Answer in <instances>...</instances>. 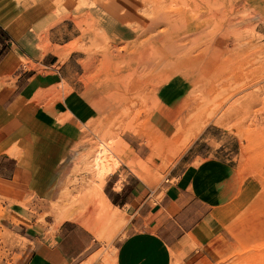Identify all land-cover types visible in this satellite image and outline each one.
<instances>
[{"label": "rangeland", "instance_id": "obj_1", "mask_svg": "<svg viewBox=\"0 0 264 264\" xmlns=\"http://www.w3.org/2000/svg\"><path fill=\"white\" fill-rule=\"evenodd\" d=\"M61 1L35 8L38 13L53 10L60 24ZM71 1L69 19L74 26L66 33L74 28L73 34L80 37L64 55L54 52L61 61L72 51L81 52L79 83L99 89L108 107L94 128L81 129L82 139L72 151L59 196L39 220L50 217L58 226L61 212L79 214L81 224L97 229L96 235L86 230L97 244L81 264H114L115 243L129 219L114 209L118 220L113 225L96 216L102 200L93 191L90 164L95 151L102 145L117 147L118 153L109 158L114 171L122 166L141 180L147 176L143 182L151 189L174 185L173 178L182 170L218 160L223 166L206 171L218 175L209 210L230 248L213 264H264V0ZM109 19L123 25L131 37L111 44L100 26ZM46 24L41 18L38 29ZM174 81L185 102L175 132L164 137L150 125L149 117L159 91ZM126 141L145 148L143 161ZM186 153L183 164L192 160L191 166L178 164ZM2 201L0 262L14 258L23 245L18 241L14 246L3 232Z\"/></svg>", "mask_w": 264, "mask_h": 264}, {"label": "crops", "instance_id": "obj_2", "mask_svg": "<svg viewBox=\"0 0 264 264\" xmlns=\"http://www.w3.org/2000/svg\"><path fill=\"white\" fill-rule=\"evenodd\" d=\"M51 1L34 5L0 0V199L5 200L1 227L14 246L23 242L14 258L0 264H81L97 244L76 223L65 221L56 226L50 217L38 218L59 196L70 171L72 151L82 139L81 129L94 128L108 107L99 89L79 83L81 52L72 51L63 61L54 52L60 50L64 55L80 35L73 34L74 28L66 33L74 26L69 19L71 0L59 3L60 24L53 10L37 12L35 6H51ZM90 15L95 14L90 11ZM44 17L47 24L39 30ZM108 21L100 26L111 44L131 37L118 21ZM44 44L49 46L46 52ZM169 90L165 95L159 91L156 109L149 117L150 125L164 137L175 132L185 102L177 81ZM125 143L137 159H145L143 146ZM192 163L187 160L183 165ZM219 165L223 166L209 160L195 169L186 168L173 178L174 185L156 189L144 183L147 176L141 180L122 166L108 176L103 196L129 219L124 235L116 240L114 264H213L224 255L230 248L229 239L209 210L218 175L206 172L209 166ZM12 218L28 224L13 223Z\"/></svg>", "mask_w": 264, "mask_h": 264}, {"label": "bare ground", "instance_id": "obj_3", "mask_svg": "<svg viewBox=\"0 0 264 264\" xmlns=\"http://www.w3.org/2000/svg\"><path fill=\"white\" fill-rule=\"evenodd\" d=\"M157 20H159V19H157ZM43 51L46 52L47 50L43 49ZM58 55H59V53H58ZM21 61L23 62V60H21ZM168 90L169 89H166L164 91H168ZM164 91H163V93L165 95L166 92H164ZM100 145H102V144H100ZM113 152H117V147H115V149H114V147H110L109 145H108V147L102 145L101 148H99L98 150L95 151V154L93 155L92 160H91V164H90V170L92 171V174L94 175L93 179L95 180L94 185L92 184L93 185V191H95L97 194H99L100 198L102 200V203L100 202L101 204L99 206L100 207V211H99L100 213H99V215H96V216L97 217L99 216V218H102L101 220L109 223L110 225L115 224V222L118 220V216L116 215V213H114L112 211V209H114L115 211L116 210L118 211V209L110 206V204L107 202L106 198L103 196L102 191H103V186H104L106 178L115 172L114 171L115 167L114 168L112 167L113 165L110 164V159H109L110 156H112L114 154ZM59 218L60 219L58 221V225L62 224L64 221H70L73 223H77V224L80 223L81 224L79 214L68 213V211H64V212L60 213ZM81 225L85 230H88L92 234L96 235L97 229L94 228L93 225H92V227L90 225H88L87 223L81 224Z\"/></svg>", "mask_w": 264, "mask_h": 264}]
</instances>
